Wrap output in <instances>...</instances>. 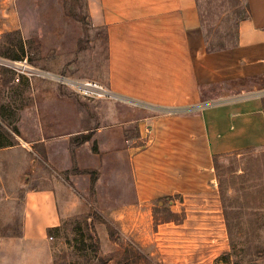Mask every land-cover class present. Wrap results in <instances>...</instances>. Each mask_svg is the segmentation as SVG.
<instances>
[{"label":"crops","instance_id":"0c3cea01","mask_svg":"<svg viewBox=\"0 0 264 264\" xmlns=\"http://www.w3.org/2000/svg\"><path fill=\"white\" fill-rule=\"evenodd\" d=\"M84 1L90 25L105 32L107 71L99 81L79 80L99 82L125 102L84 100L54 83L28 81L0 68V153L22 149L18 140L32 143L46 168L80 183L70 174L74 166L96 169L94 154L84 165L82 151L112 152L116 167L122 152L130 192L121 194L126 201L110 215L126 222L134 236L147 229L154 203L161 209L166 201L173 208L180 198L183 209L169 211L176 219L164 222L181 229L187 222L184 207L209 193L219 198L213 156L264 148V0H246L249 18L238 23L236 45L213 52L198 0ZM34 3L0 0V37L23 35L22 7ZM55 15L68 16L60 8ZM17 44L13 59L23 58L24 44ZM53 53L55 60L64 57L42 50L49 59ZM34 66L75 78L54 65ZM3 93L34 97L33 109L4 101ZM34 163L41 176L39 162ZM37 182L40 186L25 193L20 234L0 230V249L19 261L53 264L50 241L62 224L58 186L39 177ZM160 226L152 238L157 246L163 239Z\"/></svg>","mask_w":264,"mask_h":264},{"label":"rangeland","instance_id":"374dc122","mask_svg":"<svg viewBox=\"0 0 264 264\" xmlns=\"http://www.w3.org/2000/svg\"><path fill=\"white\" fill-rule=\"evenodd\" d=\"M34 1L37 4L22 7L23 35L19 32L18 35L0 37V68L4 69L3 61L20 60L12 57L18 50L17 43L23 42L21 56H27L33 66L54 65L58 71L68 73L76 80L104 79L107 67L103 30L90 25L84 0L76 2L72 16H66L64 0ZM59 8L66 16L64 20L55 15ZM46 49L62 53L64 57L57 56L55 60L54 53L52 59L44 57L42 50ZM2 99L27 109L34 106V97L30 95L12 99L3 93ZM17 144H22L19 151L0 153L2 235L20 234L25 193L40 186L37 182L39 177L58 186L57 196L62 210V224L50 241L54 251L53 264H226L223 256L230 252V247L219 198L212 197L216 193H209V198L198 199L189 208L184 207L187 222L181 229L173 224L167 225L164 220L176 219L168 212L180 213L182 199L176 198L178 204L173 208L166 201L162 202L161 209L154 203L147 229L132 236L127 233L126 222L110 215L112 208L126 201L120 197L121 194L130 192L129 170L122 152H118L120 157L116 167L112 152L82 151L84 165L90 160V154H94L96 169L78 170L74 166L70 174H76L84 182L73 183L67 174L46 168L34 153L32 143L18 140ZM34 162H39L41 176L39 170H34ZM62 205L68 207V214ZM158 224L163 233L159 246L152 239ZM142 238L146 240L144 246L139 245ZM1 251L0 264H31ZM229 264H264V256L242 262L230 258Z\"/></svg>","mask_w":264,"mask_h":264},{"label":"trees","instance_id":"16d2710c","mask_svg":"<svg viewBox=\"0 0 264 264\" xmlns=\"http://www.w3.org/2000/svg\"><path fill=\"white\" fill-rule=\"evenodd\" d=\"M77 1L64 0L68 16ZM198 9L208 51L234 47L238 23L249 18L246 0H198ZM212 164L230 247L223 260L259 259L264 256V148L215 155Z\"/></svg>","mask_w":264,"mask_h":264},{"label":"built area","instance_id":"2783aa9c","mask_svg":"<svg viewBox=\"0 0 264 264\" xmlns=\"http://www.w3.org/2000/svg\"><path fill=\"white\" fill-rule=\"evenodd\" d=\"M1 65L12 71L17 77H23L28 81L37 78L54 83L68 89L72 94L84 100L125 102L99 82L93 80H76L37 68L29 63L27 56H24L18 61H3ZM146 133L149 134L148 129Z\"/></svg>","mask_w":264,"mask_h":264}]
</instances>
